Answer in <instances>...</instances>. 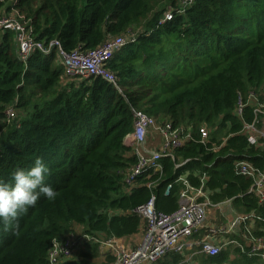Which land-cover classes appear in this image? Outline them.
Returning a JSON list of instances; mask_svg holds the SVG:
<instances>
[{
    "label": "trees",
    "instance_id": "obj_1",
    "mask_svg": "<svg viewBox=\"0 0 264 264\" xmlns=\"http://www.w3.org/2000/svg\"><path fill=\"white\" fill-rule=\"evenodd\" d=\"M176 2L0 1V9L13 6L31 19L37 39L56 38L64 50L92 49L109 36L134 34L106 62L114 84L101 76L65 80L54 51H34L23 62L15 55L13 32L2 31L0 181L14 185V171L30 170L40 158L49 169L44 183L59 195L54 201L41 196L20 218L19 235L0 220V264H46L52 240L75 224L96 238L133 234L142 225L135 208L152 194L157 211L178 207L182 176L199 186L205 174L213 203L230 200L236 211L264 218L249 191L251 178L233 167L245 159L264 169V145L249 144L242 133L244 122L253 120L252 108L246 105L242 117L234 113L239 100L264 87V0H194L182 13ZM167 11L171 19L160 22ZM11 105L19 115L7 123L5 109ZM130 106L182 126L190 138L159 159L158 171L135 175L126 191L124 176L136 162L124 143L132 129ZM116 209L123 213L110 214ZM261 227L256 221L254 233L260 235ZM89 245L92 254L80 251V258L57 264H89L98 244ZM176 253L166 254L171 260L161 264H175ZM206 262L264 264V258L228 247ZM112 263L106 254L99 264Z\"/></svg>",
    "mask_w": 264,
    "mask_h": 264
},
{
    "label": "built area",
    "instance_id": "obj_2",
    "mask_svg": "<svg viewBox=\"0 0 264 264\" xmlns=\"http://www.w3.org/2000/svg\"><path fill=\"white\" fill-rule=\"evenodd\" d=\"M6 5L15 0H0ZM194 0H177L176 11L182 13ZM172 12L167 11L160 22L169 20ZM9 30L13 32L16 57L25 62L34 52L49 54L54 51L57 59L63 65L66 79L87 78L101 76L115 84V78L105 67L112 52L124 45L126 41L134 40V34L109 36L95 48L83 50L79 46L71 50H64L58 39L48 41L36 38L31 19L25 17L16 8L0 9V32ZM259 95L262 99L259 100ZM252 108L253 120L244 122L242 133L246 135L249 144L254 146L264 145V87L259 92H250L247 100H239L234 108V113L242 117L244 107ZM132 113V129L125 136L131 148V153L136 157V162L124 176L126 191L133 186V177L147 170L158 171L159 159L164 155L172 156V150L181 146L190 138V133L182 126H173L170 121H157L153 116L143 110L130 106ZM16 118V109L13 105L5 109V122ZM158 133L161 140L156 146L148 143L150 133ZM201 141L204 142L208 135L206 128L200 131ZM236 174L251 178L249 191L256 197L258 204L264 210V169H259L245 159L235 160L233 163ZM184 188L180 190L178 207L171 212H160L154 208V195L135 208V212L142 220V234L139 241L132 248H125L104 238H96L91 234L69 231L61 237L52 240L47 251V263L57 264L72 258L85 242H96L106 245L113 256L112 264H153L169 252L182 253L191 249L206 256H214L224 247H239L242 253L257 254L264 258V228H260V235L254 233L256 221L264 218L254 211L237 214L224 226H210L207 224V211L210 207L218 205L213 203L210 192L204 188L205 174L200 177V185L192 186L184 176L181 177ZM240 229V232H237ZM234 234V238L220 239L224 234ZM242 236V241L236 237ZM242 242V243H240ZM107 243V244H105ZM218 264H228L221 262Z\"/></svg>",
    "mask_w": 264,
    "mask_h": 264
},
{
    "label": "clouds",
    "instance_id": "obj_3",
    "mask_svg": "<svg viewBox=\"0 0 264 264\" xmlns=\"http://www.w3.org/2000/svg\"><path fill=\"white\" fill-rule=\"evenodd\" d=\"M49 169L42 159L36 158L30 170L17 169L13 173L14 185L0 181V220L5 228L11 227L19 235L21 217L35 207L41 196L54 201L59 195L44 183Z\"/></svg>",
    "mask_w": 264,
    "mask_h": 264
},
{
    "label": "crops",
    "instance_id": "obj_4",
    "mask_svg": "<svg viewBox=\"0 0 264 264\" xmlns=\"http://www.w3.org/2000/svg\"><path fill=\"white\" fill-rule=\"evenodd\" d=\"M65 80H67L65 78ZM264 123H262L263 125ZM264 127V126H263ZM150 138L148 139V143L151 146H156V144L161 140V137L158 133L154 132V133H150ZM124 143L126 146L129 147L130 152H131V148L128 145V143L126 142L125 138H124ZM218 205L216 206H212L208 209L207 211V224L210 226H224L226 225L230 220H232L237 214H240L241 212H238L234 209V207L231 204L230 200H224L221 202L217 203ZM220 210L223 214V216H217L216 215V211ZM123 213L121 210L116 209L113 211H110V214H121ZM224 221V222H223ZM237 232H240V229H237ZM142 234V225L139 227L138 231L124 236V237H112L109 238L107 240H112V242L119 244L127 249L132 248L134 245H136V243L139 241L140 237ZM234 234H224L222 235V237H220V239H224V238H234ZM243 237L240 236V239H242ZM107 244V243H105ZM101 245V244H100ZM226 248L228 247H224L223 249L226 250ZM107 246L103 245V247H97V251L98 254L95 255L94 257L89 258L88 263L89 264H99L105 261V255L109 254L106 253L107 251ZM105 250V251H104ZM87 252V253H93L92 250L87 249L84 247L83 251L81 252ZM78 252L76 255H74L73 257L75 258H80V253ZM103 253V254H102ZM177 255H179L180 259L175 263V264H207L206 262V258L208 256L204 255L203 253H199L196 251H191V249H185L182 253H176ZM110 255V254H109ZM72 257V258H73ZM99 257V261L95 262L94 259ZM230 259L236 258V256L232 253H230L229 255ZM169 257H162L161 259H159L157 262L153 263V264H161L164 260H168ZM171 260V258H169V261Z\"/></svg>",
    "mask_w": 264,
    "mask_h": 264
},
{
    "label": "rangeland",
    "instance_id": "obj_5",
    "mask_svg": "<svg viewBox=\"0 0 264 264\" xmlns=\"http://www.w3.org/2000/svg\"><path fill=\"white\" fill-rule=\"evenodd\" d=\"M134 29H135V28H134ZM1 33H2V32H0V38H1ZM18 113H19V110L17 109L16 114H18ZM18 115H19V114H18ZM18 115H17V116H18ZM4 123H5V122H4ZM4 123L2 122V125H4ZM0 124H1V123H0ZM261 126H264V124L261 125ZM203 128H206L207 133L209 132V128H208L207 126H206V127H203ZM1 130H2V129H1ZM0 138H1V134H0ZM215 213H216V215L219 216V217H220V216H223V214H222V212H221L220 210H217ZM223 222H224V221H223ZM72 229H73L72 231H74V232H76V233H78V234H79V233H82V232H85V229H84V227H83L82 225H77V224H75V225L72 226ZM89 243H90V242H85V243H84V247L90 250V245H89ZM91 243H93V242H91ZM97 244H98V248H99L100 246L103 247L102 244H101V245H100V243H97ZM228 247H232V246H228ZM230 249H233V248H230ZM81 251H83V248H81ZM104 251H105V250H104ZM107 251H108V252H106V253H109L110 255H112L111 252H110L108 249H107ZM102 254H103V253H102ZM99 259H100V258L97 257V258L94 259V261L97 262V261H99Z\"/></svg>",
    "mask_w": 264,
    "mask_h": 264
}]
</instances>
